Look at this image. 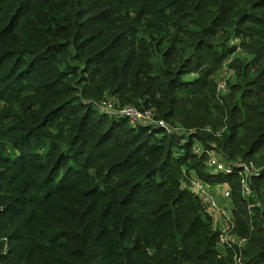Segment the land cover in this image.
<instances>
[{
	"label": "trees",
	"instance_id": "16d2710c",
	"mask_svg": "<svg viewBox=\"0 0 264 264\" xmlns=\"http://www.w3.org/2000/svg\"><path fill=\"white\" fill-rule=\"evenodd\" d=\"M237 49L225 97L200 68ZM209 151L258 168L250 194ZM194 176L227 183L242 247L219 249ZM0 238V264H264V0H0Z\"/></svg>",
	"mask_w": 264,
	"mask_h": 264
},
{
	"label": "built area",
	"instance_id": "2783aa9c",
	"mask_svg": "<svg viewBox=\"0 0 264 264\" xmlns=\"http://www.w3.org/2000/svg\"><path fill=\"white\" fill-rule=\"evenodd\" d=\"M121 114L126 117H130L132 121L145 122L153 118V113L151 110L140 111L134 106H125L123 109H121ZM156 122L158 123V125L164 126V121ZM183 140L196 143V141L199 139L196 138L193 133H188ZM195 150L197 151V153H203L205 151V147L202 141L199 140V143L195 145ZM208 163L213 174H223L225 176H229L231 174L232 176H239L241 184L243 186V194L251 193V189L248 184V177L256 172L253 171L254 165L252 163L231 167L227 165L223 160L212 155H210ZM190 187L192 190L195 188L199 190V195L210 213L218 211L217 214L221 217L220 221L215 222L216 228L220 233L218 245H220L221 247H219V249L221 251H226L229 248H233L235 246L242 247L246 242V239L240 238L235 233V221L232 210L228 207L221 206L216 200L212 188L209 185H206L204 182H202L201 179L197 178L196 176H194V179L191 181ZM223 196L227 200L231 197L230 188H227L225 190ZM4 240L5 245L0 253V258L2 256H5L9 251V240L7 238H4ZM236 264H245V262L241 258H236Z\"/></svg>",
	"mask_w": 264,
	"mask_h": 264
},
{
	"label": "rangeland",
	"instance_id": "374dc122",
	"mask_svg": "<svg viewBox=\"0 0 264 264\" xmlns=\"http://www.w3.org/2000/svg\"><path fill=\"white\" fill-rule=\"evenodd\" d=\"M243 37H245L244 34H238V33L236 34V33H234L232 35V38L229 41V45L230 46L239 45V42L243 39ZM253 57H254L253 54L248 53L247 51H244L242 49H237L234 53L228 54L226 56V60L224 62H221V63L215 61L213 58L206 59L204 61L203 66L200 69H203V70L209 69L210 70V75H211L210 79H212V80H214L216 82V91H218L219 93H221V95H223L225 97L226 96L229 97V95H232V94L236 95V94L239 93V92H236V91H233V93H232V90H231V88L229 86V85H233L236 82V80L234 78H232V75H234V72H231L232 65L242 64L243 62H249V61H251L253 59ZM199 77H200V73L193 71V72H190V73L186 74L183 79L186 82H191V83H194L195 85H198L200 83V82H198ZM228 100H229V103H231L232 100L230 98ZM101 107H103L104 109L109 110V111L112 110V111H114V112H116V113H118L120 115H122L121 114V109L124 108V107L121 106V103H120L119 99L116 96H108L107 102L106 103H102ZM135 107H137V106L135 105ZM128 118L130 119V117H128ZM133 122H135V121H133ZM139 122H141V121H139ZM155 122H156V120L154 119V114H153V118L151 120L145 121L143 123H148V126L150 127ZM163 124H164L163 127L168 129L170 132H175V133L177 132L179 137L182 138V141H184V143H190V144L193 145L192 147H194V148H195V145L199 143V140H197L196 143L195 142H187V140H183L184 137L188 133H193L194 134V132L197 131V128L192 129V131H186V129L180 123H177L175 126L167 124V123H164V122H163ZM154 128H156V127H154ZM207 128L209 130L211 129L210 126H208ZM221 129L222 130L220 132H222L223 130H226L225 126H222ZM212 143L215 144V142H212ZM204 147H205V145H204ZM39 151L41 153H44L45 149L42 148ZM210 155L221 159L220 156L216 152L209 151L208 155H207V158H206L207 162L209 161ZM253 167H254L253 171H258L257 167H255V166H253ZM186 169H187L186 166L182 167L183 172H186L185 171ZM192 174L194 175V172ZM229 176H232V175L230 174ZM209 185L212 188L214 187L217 190H220L222 193H224L225 190L227 188H229V186L227 184L223 186L221 183H210ZM228 200H231V197L228 198ZM222 205H223V202H222ZM217 212L218 211H214L213 212L214 215H218ZM216 217H215L216 221L217 220H219V221L221 220V217L219 215H218L217 219H216ZM2 239L3 238H0V241ZM218 247H221V246L218 245ZM227 255H229V254L227 253Z\"/></svg>",
	"mask_w": 264,
	"mask_h": 264
},
{
	"label": "crops",
	"instance_id": "0c3cea01",
	"mask_svg": "<svg viewBox=\"0 0 264 264\" xmlns=\"http://www.w3.org/2000/svg\"><path fill=\"white\" fill-rule=\"evenodd\" d=\"M227 183H224L222 184L223 186L226 185ZM210 186V185H209ZM211 187V186H210ZM212 188V187H211ZM213 192H214V196L216 198V200L218 201V203L221 205V206H224V207H228L230 209H232V206H233V202L232 200H227L224 196H223V193L220 191V190H217L216 188H212ZM222 202H223V205H222ZM213 215V218H214V221L215 222H218L219 220H215V217L218 215H214V213L212 212L211 213ZM216 214V213H215ZM216 217V219H217Z\"/></svg>",
	"mask_w": 264,
	"mask_h": 264
},
{
	"label": "water",
	"instance_id": "95a60500",
	"mask_svg": "<svg viewBox=\"0 0 264 264\" xmlns=\"http://www.w3.org/2000/svg\"><path fill=\"white\" fill-rule=\"evenodd\" d=\"M193 192L197 195L199 194V190L197 188L193 189Z\"/></svg>",
	"mask_w": 264,
	"mask_h": 264
}]
</instances>
